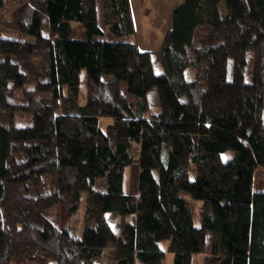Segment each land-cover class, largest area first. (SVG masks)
<instances>
[{
	"label": "trees",
	"instance_id": "trees-1",
	"mask_svg": "<svg viewBox=\"0 0 264 264\" xmlns=\"http://www.w3.org/2000/svg\"><path fill=\"white\" fill-rule=\"evenodd\" d=\"M260 171L264 0H182L157 51L130 0H27L0 28V264H165V241L264 264Z\"/></svg>",
	"mask_w": 264,
	"mask_h": 264
},
{
	"label": "rangeland",
	"instance_id": "rangeland-1",
	"mask_svg": "<svg viewBox=\"0 0 264 264\" xmlns=\"http://www.w3.org/2000/svg\"><path fill=\"white\" fill-rule=\"evenodd\" d=\"M3 1H4V7L0 12V28H2L3 23H5L6 21L11 19L12 13L14 10H16L19 6H21L27 2V0H19L18 2H13V0H3ZM165 4L167 6H170L169 5L170 2L168 0L165 1ZM220 10L225 11L224 4H220ZM153 12H154L153 19L141 17V19L139 21L140 23L138 24V29H139L140 33H142V38L145 39L146 42H148V38H149L151 32H153L154 38H156V40H155V43L152 47H155L154 49L157 51L161 48V46L163 44L164 38L166 36V33H164V31L166 28H168L170 26L172 13H170L169 10H164V9H161V10L155 9V10H153ZM98 17H99L100 24H102V7L100 5L98 7ZM150 29H152V30H150ZM137 33H138V35H137ZM140 33L138 31L136 32V41H137ZM203 42H204L203 39L199 38L198 36L195 37L194 43L196 46H200L201 44H203ZM155 70H156L157 74L162 73V68L160 66H156ZM82 78H83L82 84H83V87H85L84 73L82 75ZM123 88L126 89V86H123ZM126 97L129 101L131 107L134 108L135 107V99L128 94H126ZM30 123H31L30 117L28 115L18 114L16 116L15 125L17 127L30 125ZM230 156H231L230 154H227L224 156V158L227 159ZM254 189L256 191L264 190V171L258 172L257 175L255 176ZM178 195L184 196L191 201L193 212H194L195 216H197L195 219L196 223L199 224L198 212H199V208H200L202 203H200V202L197 203L194 200V174H193V172L191 173V184L188 187H186L184 190H181L178 193ZM85 204H86V195L83 194L82 198H81V207H80L81 208V218L83 217ZM168 244H169L168 241L160 243L162 249L167 253L165 264H173L174 255H172L166 251ZM192 264H202V256H194Z\"/></svg>",
	"mask_w": 264,
	"mask_h": 264
},
{
	"label": "crops",
	"instance_id": "crops-1",
	"mask_svg": "<svg viewBox=\"0 0 264 264\" xmlns=\"http://www.w3.org/2000/svg\"><path fill=\"white\" fill-rule=\"evenodd\" d=\"M165 1L166 0H130L131 7H132V13H133V17H134V22H135L136 32L138 31L140 33V31L138 29V24L140 23L139 21H140L141 17L153 19V17H154L153 10H155V9L169 10L170 13L173 14L175 8L181 3L182 0H168L170 2V4H169L170 6H167L165 4ZM169 27L165 29L164 33L167 34ZM150 30H152V29H150ZM137 35H138V33H137ZM155 40H156V38H154L153 32H151V34L148 38V42H146V40L142 38V33H140V35L138 36V39H137V44L142 51H156L154 49L155 47H152L155 43ZM123 86H125V85L123 84Z\"/></svg>",
	"mask_w": 264,
	"mask_h": 264
}]
</instances>
